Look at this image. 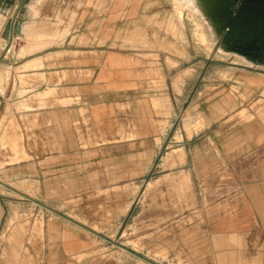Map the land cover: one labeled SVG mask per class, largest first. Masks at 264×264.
Masks as SVG:
<instances>
[{
    "label": "rangeland",
    "instance_id": "obj_1",
    "mask_svg": "<svg viewBox=\"0 0 264 264\" xmlns=\"http://www.w3.org/2000/svg\"><path fill=\"white\" fill-rule=\"evenodd\" d=\"M6 1L0 5V31L6 22L2 15L10 19L19 5V0ZM38 1L37 14L29 13L32 0H27L18 15V22L28 14L38 23L24 25L25 39L47 35L60 45L76 28L78 35L58 48L83 50L89 63L117 53L162 66L172 83L170 94L175 93L171 98L183 88L178 122L186 140L211 136L217 155L199 142L178 152L171 145L178 139L174 133L168 147L99 148L86 128L76 134L86 144L67 149L85 164L50 169L42 163L39 173L34 159L41 154L44 160L48 148L36 146L38 119L15 115V105L8 103L16 100H6L5 94L0 97V264H47L46 228L50 220L61 219L57 215L112 242L109 249L93 248L90 256L115 263L129 251L136 264H264V151L254 150L244 160L238 149L242 128L231 129L247 124L264 131V67H246L221 55L220 41L213 46L184 0ZM80 9L89 12L88 29L74 26ZM10 76L0 67L1 94ZM154 103L158 111L159 102ZM30 107L22 102L17 109ZM205 118L217 119L209 131ZM50 137L64 138L61 132H42V143ZM17 162L22 163L12 165Z\"/></svg>",
    "mask_w": 264,
    "mask_h": 264
},
{
    "label": "crops",
    "instance_id": "obj_2",
    "mask_svg": "<svg viewBox=\"0 0 264 264\" xmlns=\"http://www.w3.org/2000/svg\"><path fill=\"white\" fill-rule=\"evenodd\" d=\"M6 15L2 16L7 21L9 17ZM89 18V12L80 9L74 26L77 25V28L82 30L83 25H86L88 29L85 21ZM22 19V22H19L21 36L13 39L6 52L0 53L4 55L0 67L11 72L8 79L9 87L6 89L5 85L3 86L0 97L3 99L6 94V100H16L15 103H8L10 106L15 105L13 108L15 115L29 114L38 119V126L34 129V133H39L36 146L39 149L48 148V156L44 160H41V154L38 159L35 157L36 162L34 159L39 173L42 171V163L49 164L50 169L52 164H85L86 161H81L82 157L71 155L72 152H68L67 149L74 147L81 149L86 144L83 136L76 135L77 129L83 134L86 133V128L94 132L99 148L110 146L119 151L125 147L130 150L137 147L155 149L168 147L170 134H176L178 139L171 145H174L178 152L186 153L188 143L199 142L217 155L214 151L217 146L211 136L206 138L200 133L186 140L184 124L178 122L181 114L178 101L183 94V88L176 99L171 98L175 93L170 94L172 83L164 74L162 66L159 69L154 63H146L117 53L103 60L97 59L95 63H89L88 57H83V50L58 48L67 42L69 36L78 35V29L72 28L64 43L57 45V39L47 35L40 40L25 39L27 31L24 25L37 22H34L36 17L31 18L28 14ZM71 40L72 38L70 42ZM20 41L23 43H19ZM19 50L25 53L21 58L14 55ZM155 101L159 102L158 111L153 107ZM168 101L171 103L173 117L169 116ZM22 102L31 107L17 109L18 104ZM84 117L87 124L84 123ZM205 121L204 130L209 131L217 119L205 118ZM237 126L242 128V141L240 140L241 145L238 148L240 157L247 160L255 154L254 150L264 151V131L247 124H236L231 129ZM42 132L49 135L61 132L64 138L53 140L50 137L48 141L43 139L42 143ZM58 146L63 149L62 154L52 151ZM21 163L12 165L17 166ZM57 216L61 219L50 220L46 228L47 264H136L131 259L132 253L129 251L122 253L119 258L121 260L116 263L95 255L90 256L93 248L105 244L110 245L106 248L109 249L113 243L104 241L73 220L71 222L61 215Z\"/></svg>",
    "mask_w": 264,
    "mask_h": 264
},
{
    "label": "bare ground",
    "instance_id": "obj_3",
    "mask_svg": "<svg viewBox=\"0 0 264 264\" xmlns=\"http://www.w3.org/2000/svg\"><path fill=\"white\" fill-rule=\"evenodd\" d=\"M198 15L207 29L213 46L225 31L218 52L221 55L237 58L244 66L250 68L264 67V48L262 41L252 35H262L253 25L250 15L240 8L237 18L229 21L237 0H185ZM42 2V0H41ZM40 1L32 0L28 7L31 15L38 13ZM248 28V30H245ZM4 44L0 41V47Z\"/></svg>",
    "mask_w": 264,
    "mask_h": 264
},
{
    "label": "water",
    "instance_id": "obj_4",
    "mask_svg": "<svg viewBox=\"0 0 264 264\" xmlns=\"http://www.w3.org/2000/svg\"><path fill=\"white\" fill-rule=\"evenodd\" d=\"M26 1L27 0H19V5L17 7V10L14 16H12L9 20H7L5 24L3 25L1 33H0V39L1 41L4 42V44L2 45V47H0V53L6 52L10 48L13 42V39L16 40L17 37L21 36V33H20L21 28H20L19 22L17 21V18H18V15L20 13V10L23 4ZM2 2L3 0H0V5ZM13 2L14 0H7L6 4L12 5ZM241 7L242 8L244 7L245 13L247 15H250L253 21V25L254 27H256L257 31H259L262 35H264V0H237L235 8L229 19L230 22L237 18V13ZM245 30H248V28H245ZM252 37H255L256 39L262 41L261 48H264V36H259L255 34V35H252ZM224 38H225V31L224 33H222V36L219 38L220 45ZM3 57L4 55H1L0 62L2 61ZM67 220L73 222L71 219L67 218Z\"/></svg>",
    "mask_w": 264,
    "mask_h": 264
},
{
    "label": "built area",
    "instance_id": "obj_5",
    "mask_svg": "<svg viewBox=\"0 0 264 264\" xmlns=\"http://www.w3.org/2000/svg\"><path fill=\"white\" fill-rule=\"evenodd\" d=\"M1 55V54H0Z\"/></svg>",
    "mask_w": 264,
    "mask_h": 264
}]
</instances>
